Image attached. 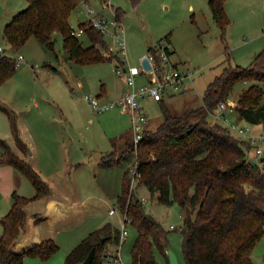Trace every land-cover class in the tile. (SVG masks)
Wrapping results in <instances>:
<instances>
[{
    "label": "trees",
    "instance_id": "obj_1",
    "mask_svg": "<svg viewBox=\"0 0 264 264\" xmlns=\"http://www.w3.org/2000/svg\"><path fill=\"white\" fill-rule=\"evenodd\" d=\"M25 1L26 8L17 12L3 28L4 39L13 50L33 38L54 51L55 38L60 36L63 49L73 62L89 65L114 61L123 65L117 55L105 57L96 49V46L106 48V42L89 23L78 24L83 30L82 36L90 43L88 47H83L79 37L71 34L69 18L87 0ZM137 1L132 0V4L136 5ZM225 3L226 0L208 1L224 44L221 71L207 84L197 108L173 114L163 99L159 101L162 122L153 131L144 130L137 153L139 187L157 194L162 205L177 204L184 211L180 232L185 264H254L252 252L264 236V157L259 161L251 159L252 152L256 155V147L211 115L218 113L220 103L231 99L237 85L245 84L236 95V107L229 106L226 116L230 118L234 113L238 121L264 129V45L248 66L233 63L226 45V31L231 21ZM169 38L167 34L156 43L169 42ZM148 52L155 53L153 45H148ZM16 69L15 58L4 55L0 59V85ZM8 117L15 140L23 149L13 116L8 114ZM125 143L129 155L131 138ZM0 150V164L13 167L35 190L31 198L16 192L11 194V207L0 218V264H23L25 258L48 260L59 250L52 240L22 252H17L15 246L26 233L25 207L48 196L50 188L1 138ZM115 161L112 152L102 158L100 165L108 167ZM130 180L127 170L117 205L137 232L131 249L132 264H159L156 254L168 262L169 231L130 191ZM118 235L119 230L106 223L82 239L66 255L64 264H80L92 250L90 264H100L105 249L117 242Z\"/></svg>",
    "mask_w": 264,
    "mask_h": 264
},
{
    "label": "rangeland",
    "instance_id": "obj_2",
    "mask_svg": "<svg viewBox=\"0 0 264 264\" xmlns=\"http://www.w3.org/2000/svg\"><path fill=\"white\" fill-rule=\"evenodd\" d=\"M116 1L114 0L113 3L116 4ZM125 1L123 5L126 7V13L121 21L124 27L127 62L132 66L139 67L140 58L147 53L148 44L153 45L157 39L170 34V45L175 51L170 56L172 64L179 62L180 68L195 69L199 71V74L195 76L192 83L194 89L187 98L180 99L178 97V103H176V100L175 102H165L173 114L199 107L204 89L219 74L223 67L222 62L225 59L223 55L224 45L219 37L220 31L213 21L207 5L197 1L198 4L195 5V10L192 11L186 5L187 0H138L136 5L131 4L129 0ZM26 6L25 0H0V47L5 49V54L11 58H16L18 55L24 58V61L18 63L16 73L0 85V102L13 106L22 100V97H20L22 93H28V97L29 95L37 96L46 93L50 95L51 91L58 95L57 92L59 91L61 92L59 97L64 113L69 116L68 118L74 119V121L72 120L73 129L67 128L64 124L58 122L57 109L51 105L43 114L47 116L53 127L62 133L65 131L68 134L74 133V136L78 137V140L76 139L78 147L87 151L96 147H110V138L113 136H110V134L115 131L114 127L117 126L123 129L125 127L124 130H128L130 127L131 130L129 118L123 116L116 124L115 116L112 115H115L114 112L118 110L117 108L94 114L85 97H96L102 90H106L110 96L119 90V87L122 86V78L118 77L113 71L116 66L115 62L80 65L69 59H64L62 55L65 50L60 36L57 37L58 40L54 44V51L39 44L33 38H30L18 50H13L6 43L2 29L10 16L23 10ZM225 7H227V10L225 9L226 14L232 22L226 33V43L229 48L236 45L234 51L230 50L233 63L246 67L251 62L249 61L250 52H254L255 48L264 44V0H226ZM80 8L78 6L69 18V24L72 28H77L79 21L84 18L79 13ZM79 40L83 47H88L90 44L84 36H80ZM241 44L246 45V47L241 48ZM244 53L249 54L245 55ZM56 57L64 65V70H60V63L57 62ZM234 57L241 58L236 61ZM44 60L53 64L59 74L56 75L52 70L44 67L42 63ZM79 83L82 84V87H79ZM146 84L147 77L141 76L137 79V85ZM244 85L240 84L234 88L231 100H236V95ZM54 99L58 102V97ZM99 100L103 101L102 99ZM142 105L145 107L150 120L146 129L153 131L163 119L160 105L158 102L151 100L142 101ZM230 119L237 122L238 126L248 129L249 135L254 134L255 130H259V128L255 129L243 121H238L235 114H231ZM255 135L264 136V129ZM0 138L11 145V131L6 116L1 111ZM130 138L131 134H128V139ZM121 144L122 142H119L115 148V158L123 154L127 155L126 145H122V148H120ZM259 146L263 149L262 155H255L252 152L251 159L259 161L264 157V143ZM131 155L133 156L132 152L129 156ZM131 165L130 167H132ZM260 168H263L262 163H260ZM17 175L23 179L27 188H33L26 178L19 173ZM133 193L139 195L145 210L164 229L169 231L170 250L175 254L178 264H185L182 254V234L180 232L183 227V209L177 204L162 205L158 202L157 194H151L142 186H138L137 189L133 190ZM99 206L102 207L100 211L107 207L105 204ZM110 206L112 205L110 204ZM108 218L113 226L121 227L123 217L119 212ZM171 226H173V229L170 228ZM126 230L128 236L122 245L121 256L124 264H132L131 249L137 232L129 223L126 225ZM256 246L257 250L254 248L253 252L257 251L255 253H259L256 256L252 252V259L255 264H264V236ZM60 251L62 250L59 248L57 253L59 254ZM65 256L63 260H65ZM156 260L159 264H168L159 254H156Z\"/></svg>",
    "mask_w": 264,
    "mask_h": 264
},
{
    "label": "crops",
    "instance_id": "obj_3",
    "mask_svg": "<svg viewBox=\"0 0 264 264\" xmlns=\"http://www.w3.org/2000/svg\"><path fill=\"white\" fill-rule=\"evenodd\" d=\"M87 1L90 6L104 18L112 17L111 9L103 5V0ZM113 1L114 0H111V8L122 20V17L126 13V7L123 5V2L125 3L126 1L117 0L116 4H114ZM129 1L132 4V0ZM197 1L202 4L205 3L208 7L209 0H187L186 5L188 9L194 11L195 5L198 4ZM79 7H81L79 13L84 16L79 23L85 22L86 17L84 8L82 5H79ZM225 9L227 10V7H225ZM13 16H10L4 26ZM164 36L157 39L155 42L163 39ZM55 39L56 42L58 38ZM169 43H171V38H169ZM226 45L228 46L227 43ZM242 47H246V45L241 44V48ZM262 48L263 46H259L255 48L254 52L244 54H249V61H252L254 56L257 55ZM228 49L229 52L231 49L234 51L233 49H236V45H234L233 48H229L228 46ZM174 53L175 51L173 50V54ZM146 54L141 56L140 61ZM62 57L68 59L66 51L63 53ZM234 58L237 61L241 57ZM56 60L60 63L58 57H56ZM42 63L44 67L52 70L56 75L59 74L56 67L49 61L47 62V60H44ZM178 63H176V65ZM235 64L237 65V63ZM59 66L61 67V71L64 70V65H62V63H60ZM31 67L33 66L31 65ZM79 87H82L81 83H79ZM123 89L124 82L122 78V86L119 87V90L116 91L115 94L109 96L106 90H102L96 95V98L98 100H103H99L100 103L112 102L122 96ZM192 90V88H188L180 94L167 96L163 100L175 102L178 97L180 99H185ZM57 93L58 95L54 91H51L50 95L46 93L37 96L29 95L28 97V93H22L20 96L22 100L17 103L15 101L16 104L13 106L0 102V111L6 116L11 131L10 148L17 156L29 163L50 188V194L48 196L32 202L25 207L27 215L26 233L16 244L15 250L17 252H22L47 240H52L58 248L62 250L59 254H54L49 260L42 261L38 258H25L23 264H64V256L90 232L102 227L106 223L112 225V223L108 221V217L114 216L117 212L122 216L117 205L118 196L121 192L123 175L134 162V157L132 155L123 154L122 156H117L116 161L111 166L105 167L100 165L103 157L112 152L115 155L114 151L119 142H122L120 148H122V145L125 146L128 134H131L130 127L128 130H124L125 127L124 129L117 126L114 127L115 131L110 134V136L113 135L112 138H110V147H96L89 151L78 147V137H75L74 133L68 134L66 131L63 133L57 131L50 120H48L47 116L43 114L51 105L57 109V119L60 124H64L65 127L73 129L72 120L74 121V119L71 117L68 118L69 116L64 113L63 107L61 106L62 102L59 97L61 92L58 91ZM57 97L58 102L54 99ZM228 101L232 108L236 107V100L230 99ZM176 103H178V101ZM46 104L47 106H45ZM117 109L119 111L116 110L114 112L115 115H112L115 116V123L117 124L123 116H128L129 125L131 126L129 113L124 108ZM143 110L147 116L145 107H143ZM8 114L13 116L23 149L20 148L15 140ZM147 119L148 125L150 122L148 116ZM253 127L255 129L259 128V130H255L254 135L263 130L262 126ZM16 172L18 171L13 167L0 164V217H3L9 211L11 207V194L13 192L27 198H31L35 195L34 188H27L23 179L17 175L19 172ZM135 195L139 198L137 193H135ZM114 203L116 205L115 207ZM104 204L107 207L100 211L102 207L99 205ZM110 204L112 206H110ZM112 210L113 212L111 213L110 211ZM117 229L119 230L120 228ZM1 233L2 227H0V235ZM255 252L257 251L253 252L257 256L259 252Z\"/></svg>",
    "mask_w": 264,
    "mask_h": 264
},
{
    "label": "built area",
    "instance_id": "obj_4",
    "mask_svg": "<svg viewBox=\"0 0 264 264\" xmlns=\"http://www.w3.org/2000/svg\"><path fill=\"white\" fill-rule=\"evenodd\" d=\"M84 8V13L87 23H89L95 30H97L106 42V48L96 46V49L105 57L117 55L123 65H116L113 71L117 76L123 78L124 89L122 96L115 101L108 103H100L96 97H85L89 103L90 108L94 114L101 113L105 110L124 108L130 115L131 119V144L134 162L130 167V191L137 189L140 174L138 173L137 153L140 142L143 138V132L147 125V116L144 113L142 101L151 99L159 102L167 96L177 95L187 90L188 88L194 89L192 86L193 80L198 70H191L189 68L176 66L170 61L173 48L167 41H161L153 44L155 53L148 52L143 58H146L150 64L149 70H144L140 66H132L127 62L126 47H125V34L124 27L120 17L111 8V0H103V5L110 8L112 17L104 18L98 14L93 7L90 6L88 1L81 2ZM71 34L74 37L83 35L81 28H72ZM5 49L0 47V59L4 57ZM17 65L23 60L21 55L15 58ZM142 61V60H141ZM140 61V62H141ZM141 76L147 77L146 85H137V79ZM231 106L229 101L220 103L218 106V113L211 114L221 124L230 129L238 137L249 140L251 145L255 146V153L259 156L262 155L263 149L260 144L264 143L263 135H249V130L238 126L234 121H231L226 112L228 107ZM141 201V199L139 198ZM144 202V198L142 199ZM142 202V201H141ZM111 213L113 212L110 211ZM123 222L119 229L117 242L107 246L100 264H124L121 256V248L128 236L126 225L129 220L125 213H122ZM170 228L173 229V226Z\"/></svg>",
    "mask_w": 264,
    "mask_h": 264
},
{
    "label": "water",
    "instance_id": "obj_5",
    "mask_svg": "<svg viewBox=\"0 0 264 264\" xmlns=\"http://www.w3.org/2000/svg\"><path fill=\"white\" fill-rule=\"evenodd\" d=\"M140 64L144 70L150 69V64L146 58H143L142 61L140 62ZM252 164L254 165V162H252ZM166 254L168 257V264H178V261H177L175 254L170 249L166 252ZM92 256H93V250L89 253V255L86 257V259L80 264H90V262L92 260Z\"/></svg>",
    "mask_w": 264,
    "mask_h": 264
}]
</instances>
